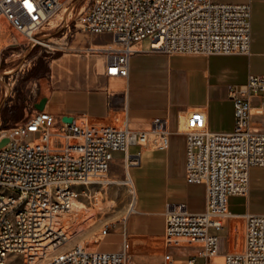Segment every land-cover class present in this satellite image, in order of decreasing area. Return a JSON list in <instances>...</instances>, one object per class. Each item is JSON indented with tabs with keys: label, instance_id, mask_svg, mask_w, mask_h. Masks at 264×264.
Instances as JSON below:
<instances>
[{
	"label": "built area",
	"instance_id": "built-area-1",
	"mask_svg": "<svg viewBox=\"0 0 264 264\" xmlns=\"http://www.w3.org/2000/svg\"><path fill=\"white\" fill-rule=\"evenodd\" d=\"M69 0H0V18L31 46L67 51L66 43H48L43 26L64 16L55 26L61 37L78 27L87 34L111 36V45H90L79 54L104 55L105 74L126 77L136 45L149 39L151 52L164 54L247 55L250 50L248 0H93L72 17ZM73 53L74 50L72 51ZM234 124L230 132H211L204 109L185 113L187 183L205 186V210L189 212L184 203L169 204L163 234L149 241L147 249L169 260L170 247L196 246L203 257L217 251V237L229 216V196H246L251 166H264V129H252L250 99L259 101L264 116V75L249 76L244 85L229 88ZM56 130V131H54ZM31 134L32 139L26 141ZM0 264L13 253L29 260L32 244L46 236L56 248L63 235L53 228L56 214L69 210L81 187L99 183L106 176L115 151L124 153L125 169L139 163L129 155L131 145L149 141L156 149L168 145L167 120L155 117L144 130L125 123L95 121L87 117L65 123L52 113L34 111L27 120L0 131ZM239 251L225 255L224 264H264V214H246ZM105 226L98 238L105 237ZM57 236V237H55ZM65 240V239H63ZM42 251V250H41ZM43 264H130L127 252H105L74 245L49 257Z\"/></svg>",
	"mask_w": 264,
	"mask_h": 264
},
{
	"label": "crops",
	"instance_id": "crops-1",
	"mask_svg": "<svg viewBox=\"0 0 264 264\" xmlns=\"http://www.w3.org/2000/svg\"><path fill=\"white\" fill-rule=\"evenodd\" d=\"M248 1L250 50L247 55H168L151 52L150 40L145 44V39L135 46L137 51L129 59L127 76L109 77L105 74L104 55L72 52L87 44L94 45L92 40L98 36L89 41V34L79 30L75 37L73 34L69 37L73 38L71 40L52 37L66 43L68 49L59 51L60 54L52 59L54 71L69 76L55 78L60 86L52 88L45 111L61 119L70 116L95 121L122 120L135 130L148 128L155 117L167 120L166 149H156L150 141L143 146H129L128 154L139 155V163L128 170L125 169L124 153L115 151L112 154L106 177L111 181L126 177L133 193L125 215L106 225L107 235L96 241L108 236L113 238L114 247L105 252H127L130 264H224L225 255L238 248L239 228L234 219H243L246 214H264V166H251L247 195L229 196V216L224 219L223 226L208 229V233L218 240L214 256H201L196 246H181L168 248L170 257L165 260L160 252L147 249L149 241L164 232L165 211L169 204L184 203L192 213L205 210V186L185 180L186 136L180 129L185 125V113L191 109H204L209 131L230 132L234 109L229 88L244 85L251 75H264V0ZM100 36L103 38L101 45H111V42L106 43V37L110 35ZM64 59L73 61L63 65ZM80 60L83 66L78 65ZM250 104L252 129L262 131L264 122L258 125L257 120L264 121L259 101L252 97ZM232 198L243 199L245 209L234 208L230 204ZM220 230L224 231L223 237L215 235Z\"/></svg>",
	"mask_w": 264,
	"mask_h": 264
},
{
	"label": "rangeland",
	"instance_id": "rangeland-1",
	"mask_svg": "<svg viewBox=\"0 0 264 264\" xmlns=\"http://www.w3.org/2000/svg\"><path fill=\"white\" fill-rule=\"evenodd\" d=\"M93 0H69V6L72 10V17L76 18L84 8H86ZM225 2H237L238 0H222ZM65 11L62 10L57 16L56 20H52L42 28L47 32L48 43H61L53 36L59 37L60 32L55 33V26L59 20L63 17ZM81 30L78 27L72 29V34L75 37V32ZM66 37L67 39H73ZM95 35H88L89 41H91ZM103 38L98 36L92 40L93 44L101 46ZM111 42L110 36L106 37V43ZM149 39L145 41L148 44ZM52 46H55L51 44ZM52 47L51 49H53ZM43 48L42 46H31V43L27 41L20 33L16 32L11 26L3 19L0 18V131L7 130L14 127L17 124L10 123L3 115L6 112L11 111L10 116H15V109L23 107L26 104L25 110L28 117L35 111L33 105L38 102L42 97H48L53 87H59L57 85L56 77L62 79L67 78L68 74H61L55 72V67L52 64V59L57 57L60 52L57 50H51ZM77 51V49H76ZM74 50V52L76 53ZM62 52V51H61ZM79 54V53H78ZM85 55V54H81ZM94 54H88L91 56ZM72 59H64L63 65L72 62ZM79 66H83L84 63L78 61ZM74 76V74H73ZM65 86V85H62ZM258 125H263V120L257 118ZM111 123L116 125H122V120H114ZM178 129V128H177ZM180 129L184 131L185 125L180 126ZM32 139V135L29 134L26 137V141ZM106 183H95L87 185V187H81L79 190H83L79 193V200H81L86 206V211L83 213H76L72 215L66 214L63 217L68 218L66 224V230L68 232L69 239L61 241L54 250L46 254L45 258L39 257L31 264H43L49 257L57 252L72 247L74 245H81L88 249L94 248L98 251H110L114 247V240L111 236L98 241V234L101 229L106 225H111L121 219L128 208L131 205L132 200V188L124 177L120 181H111L108 177H104ZM229 200V199H228ZM243 199L232 198L230 204L237 209H245ZM234 223L239 228V242L238 248L234 251L241 249V239L243 231V219H234ZM215 235L219 237L224 236V231H216ZM4 264H30L26 263L24 256L21 253L10 254Z\"/></svg>",
	"mask_w": 264,
	"mask_h": 264
},
{
	"label": "bare ground",
	"instance_id": "bare-ground-1",
	"mask_svg": "<svg viewBox=\"0 0 264 264\" xmlns=\"http://www.w3.org/2000/svg\"><path fill=\"white\" fill-rule=\"evenodd\" d=\"M43 27H45V26H43ZM42 28L39 29V32L47 33L46 31L42 30ZM95 36H100V35H95ZM54 131H56V130H54ZM106 181L107 180H105V178H102V179H100L99 183L103 184V183H106ZM127 181H129V180L127 179ZM132 193H133V189H132ZM79 197L80 196H78V195L72 197V199L70 201L69 210L66 212L56 214L52 220L53 228L56 229L57 231H59L58 235H61V234L63 235V238H61L60 241H58V243L63 241V239H69L68 232L66 230V224L68 222V218L63 217V216L65 214L67 216V215H72V214H76V213H83L87 209L86 206L84 205V203L78 199ZM55 237H57V236H55ZM49 241L50 240L47 239L46 236H44L43 238L38 239L36 243L32 244L33 247H31V249H30V252H29L30 257H29V260L27 262H29L31 264L34 262V260H37L39 257L44 256V258H45L46 254L53 251L54 245L49 243Z\"/></svg>",
	"mask_w": 264,
	"mask_h": 264
},
{
	"label": "trees",
	"instance_id": "trees-1",
	"mask_svg": "<svg viewBox=\"0 0 264 264\" xmlns=\"http://www.w3.org/2000/svg\"><path fill=\"white\" fill-rule=\"evenodd\" d=\"M27 106L26 104H23V107L22 108H19V109H15V116H10V114L12 113L11 111L9 112H6L4 115H3V118H5L7 121H9L10 123H13V124H22L24 123L28 116L25 115ZM36 111V110H35ZM15 125V126H17Z\"/></svg>",
	"mask_w": 264,
	"mask_h": 264
},
{
	"label": "water",
	"instance_id": "water-1",
	"mask_svg": "<svg viewBox=\"0 0 264 264\" xmlns=\"http://www.w3.org/2000/svg\"><path fill=\"white\" fill-rule=\"evenodd\" d=\"M47 102V97H42L41 99H39L38 102L34 103L33 107L36 111H42L44 110L45 104ZM72 117H68V116H64L62 117V121L65 123H71L72 122ZM8 142L7 138H2L0 140V147L4 146L6 143Z\"/></svg>",
	"mask_w": 264,
	"mask_h": 264
}]
</instances>
